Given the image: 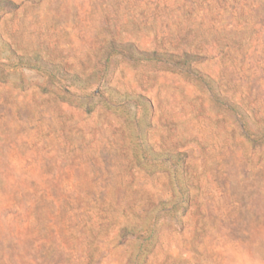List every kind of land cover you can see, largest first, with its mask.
Listing matches in <instances>:
<instances>
[{"label":"rangeland","instance_id":"rangeland-1","mask_svg":"<svg viewBox=\"0 0 264 264\" xmlns=\"http://www.w3.org/2000/svg\"><path fill=\"white\" fill-rule=\"evenodd\" d=\"M0 264H264V0H0Z\"/></svg>","mask_w":264,"mask_h":264},{"label":"trees","instance_id":"trees-1","mask_svg":"<svg viewBox=\"0 0 264 264\" xmlns=\"http://www.w3.org/2000/svg\"><path fill=\"white\" fill-rule=\"evenodd\" d=\"M140 54L143 56V58H149V55L145 52ZM182 57H183L182 55L171 54V60H174L175 62H179L178 59H181Z\"/></svg>","mask_w":264,"mask_h":264}]
</instances>
